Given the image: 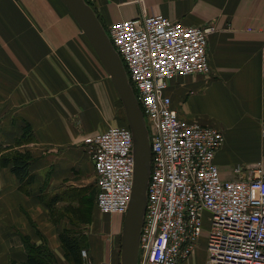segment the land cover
Wrapping results in <instances>:
<instances>
[{
    "label": "crops",
    "instance_id": "obj_1",
    "mask_svg": "<svg viewBox=\"0 0 264 264\" xmlns=\"http://www.w3.org/2000/svg\"><path fill=\"white\" fill-rule=\"evenodd\" d=\"M85 1L104 28L145 15H164L188 27L216 25L208 44L210 74L176 78L168 94L181 119L223 133L215 158L223 179L256 177L258 165L264 179V0ZM27 124L33 130L25 147L34 156V184L24 193L11 169L0 166L6 205L5 216L0 214V264L26 262V237L45 243L59 264H68L61 241L66 230L83 246V264H120L124 218L88 206L97 187L84 140L126 126L125 110L60 0H0V150L13 146ZM67 208L84 212L89 223L73 224L66 216L49 221ZM206 259L204 236L185 264Z\"/></svg>",
    "mask_w": 264,
    "mask_h": 264
},
{
    "label": "built area",
    "instance_id": "obj_2",
    "mask_svg": "<svg viewBox=\"0 0 264 264\" xmlns=\"http://www.w3.org/2000/svg\"><path fill=\"white\" fill-rule=\"evenodd\" d=\"M105 31L124 63L152 149L138 264H185L204 236L206 264H264L261 165L259 176L223 179L215 162L223 133L181 119L168 94L176 78L210 74L208 44L217 26L188 27L164 15H145ZM84 145L95 169L97 210L125 217L135 172L132 131L110 127L87 136Z\"/></svg>",
    "mask_w": 264,
    "mask_h": 264
},
{
    "label": "water",
    "instance_id": "obj_3",
    "mask_svg": "<svg viewBox=\"0 0 264 264\" xmlns=\"http://www.w3.org/2000/svg\"><path fill=\"white\" fill-rule=\"evenodd\" d=\"M79 24L109 74L122 101L133 134L135 172L133 193L121 236L120 264H138L141 230L147 207L152 149L143 111L130 84L124 63L116 52L94 9L85 0H60Z\"/></svg>",
    "mask_w": 264,
    "mask_h": 264
},
{
    "label": "trees",
    "instance_id": "obj_4",
    "mask_svg": "<svg viewBox=\"0 0 264 264\" xmlns=\"http://www.w3.org/2000/svg\"><path fill=\"white\" fill-rule=\"evenodd\" d=\"M128 126V122L127 125ZM33 141V130L30 124H27L20 138L13 146L0 150V165L3 168H10L11 172L21 183V189L27 191L34 183L35 177L31 173V165L34 157L30 151H20L18 147L29 144ZM96 197V196H95ZM28 250V257L24 264H59L54 254L47 246H38L33 244L28 237L24 238ZM63 248L66 251L67 259L73 260L75 264L82 263L81 244L78 238L68 230L61 234Z\"/></svg>",
    "mask_w": 264,
    "mask_h": 264
},
{
    "label": "rangeland",
    "instance_id": "obj_5",
    "mask_svg": "<svg viewBox=\"0 0 264 264\" xmlns=\"http://www.w3.org/2000/svg\"><path fill=\"white\" fill-rule=\"evenodd\" d=\"M214 25V24H213ZM1 41L3 42L4 40H2L1 39ZM9 50H10V48H9ZM128 122V121H127ZM125 125V124H124ZM16 142V141H15ZM27 145V144H26ZM26 145H22V146H20V147H18V150H20V151H30V150H28V148L27 147H25ZM24 146V147H23ZM31 152V151H30ZM31 154H32V152H31ZM33 155V154H32ZM34 157V156H33ZM1 166V165H0ZM1 168H3L2 166H1ZM3 169H7V168H3ZM34 184V183H33ZM32 185V184H31ZM30 185V186H31ZM24 193H25V191L24 190H22ZM96 191H94V193H93V195H92V197H91V200L90 199H88V206H90V207H93V209L94 210H96L97 208H96ZM5 202H4V196H1L0 197V214L1 215H3V216H5V214H6V209H5ZM65 211L64 212H57V214H56V219L54 220V214L52 213V216L50 215L49 216V221H54L55 223H58L59 221H60V219L62 218V217H64V216H66V217H69L70 218V220H71V222L73 223V224H75V223H78V224H85V223H89V219L87 218V216H86V214L84 213V212H81V211H79V210H72V209H64ZM98 211V210H97ZM99 212V211H98ZM67 231V230H66ZM62 234V233H61ZM38 246H47L45 243H42L41 245H38ZM62 246H63V243H62ZM48 247V246H47ZM81 248H82V251H81V256H82V263L81 264H83L84 263V260H83V258H85L86 259V257H83V246H81ZM50 250V249H49ZM63 250H64V252H65V254H66V251H65V249L63 248ZM51 251V250H50ZM52 252V251H51ZM53 253V252H52ZM54 254V253H53ZM55 256V255H54ZM65 258H66V262L68 263V264H75L74 262H73V260H68L67 259V257L65 256ZM57 260V259H56Z\"/></svg>",
    "mask_w": 264,
    "mask_h": 264
},
{
    "label": "bare ground",
    "instance_id": "obj_6",
    "mask_svg": "<svg viewBox=\"0 0 264 264\" xmlns=\"http://www.w3.org/2000/svg\"><path fill=\"white\" fill-rule=\"evenodd\" d=\"M124 218V217H123Z\"/></svg>",
    "mask_w": 264,
    "mask_h": 264
}]
</instances>
